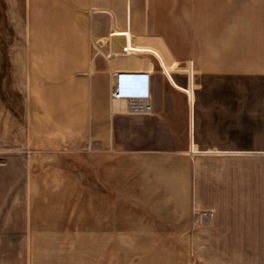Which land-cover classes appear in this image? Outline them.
Segmentation results:
<instances>
[{
    "label": "crops",
    "instance_id": "crops-1",
    "mask_svg": "<svg viewBox=\"0 0 264 264\" xmlns=\"http://www.w3.org/2000/svg\"><path fill=\"white\" fill-rule=\"evenodd\" d=\"M41 3L68 13L56 44L47 22L38 43ZM154 3L172 12L156 13L150 32ZM117 72L149 74L150 115L111 101ZM18 77L29 100L37 82L60 84L46 98L62 100L61 130L77 144L159 164L178 211H210L213 221L252 197V228L238 232L264 243V0H0V83Z\"/></svg>",
    "mask_w": 264,
    "mask_h": 264
},
{
    "label": "rangeland",
    "instance_id": "rangeland-1",
    "mask_svg": "<svg viewBox=\"0 0 264 264\" xmlns=\"http://www.w3.org/2000/svg\"><path fill=\"white\" fill-rule=\"evenodd\" d=\"M62 6L36 5L41 46L46 22L53 44L60 39ZM149 11L152 32L161 22L156 13L171 17L172 4ZM17 81L0 83V264H264V243L238 230L252 228V197L244 211L213 221L200 219L210 211H178L159 164L112 159V147L77 144L61 130L68 123L62 100L46 98L59 83L37 82L29 100V85Z\"/></svg>",
    "mask_w": 264,
    "mask_h": 264
},
{
    "label": "built area",
    "instance_id": "built-area-1",
    "mask_svg": "<svg viewBox=\"0 0 264 264\" xmlns=\"http://www.w3.org/2000/svg\"><path fill=\"white\" fill-rule=\"evenodd\" d=\"M111 101H125L128 113H152L149 74L144 72H117L110 91ZM211 212H201L200 219L212 220Z\"/></svg>",
    "mask_w": 264,
    "mask_h": 264
},
{
    "label": "bare ground",
    "instance_id": "bare-ground-1",
    "mask_svg": "<svg viewBox=\"0 0 264 264\" xmlns=\"http://www.w3.org/2000/svg\"><path fill=\"white\" fill-rule=\"evenodd\" d=\"M114 104H115V105L124 106V105H126L127 103H126L125 101H114Z\"/></svg>",
    "mask_w": 264,
    "mask_h": 264
}]
</instances>
